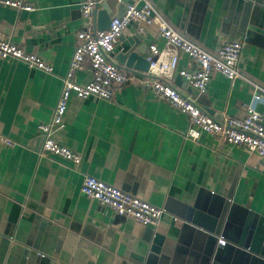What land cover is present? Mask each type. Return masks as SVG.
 Returning a JSON list of instances; mask_svg holds the SVG:
<instances>
[{
    "label": "crops",
    "instance_id": "1",
    "mask_svg": "<svg viewBox=\"0 0 264 264\" xmlns=\"http://www.w3.org/2000/svg\"><path fill=\"white\" fill-rule=\"evenodd\" d=\"M31 12L0 6V37L40 57L52 73L0 59V264H264L251 251L249 236L264 226V162L241 147L207 135L186 137L188 119L155 99L152 78L125 69L118 59L139 42L149 51L166 50L154 27L137 33L131 23L115 46L113 61L130 81L110 101L71 98L56 141L77 153L73 167L55 157L39 159L38 126L50 121L62 79L81 28L80 0H25ZM169 26L205 51L242 41L241 77L229 81L214 73L199 94L170 83L218 121L244 116L254 88L264 90V0H253L246 27L227 23L222 0H150ZM137 0H99L98 13L113 18ZM193 63L179 54L178 70ZM90 73L77 72L80 85ZM264 121V101L253 104ZM94 177L164 210L155 231L87 199L80 187ZM186 208L194 209L190 220ZM155 235V236H153ZM226 246L217 243L219 238ZM43 256V257H42Z\"/></svg>",
    "mask_w": 264,
    "mask_h": 264
},
{
    "label": "built area",
    "instance_id": "2",
    "mask_svg": "<svg viewBox=\"0 0 264 264\" xmlns=\"http://www.w3.org/2000/svg\"><path fill=\"white\" fill-rule=\"evenodd\" d=\"M138 3L139 6L136 4L127 6L121 15L111 19L108 29L100 31L93 24L99 0H80L82 25L75 34L74 52L67 73L62 79L60 95L50 121L38 126L41 141L35 151L37 157L39 159L55 157L70 163L73 167L80 164V156L59 144L54 134L63 127L67 104L71 98L110 101L114 92L130 81L128 71L121 69L113 61L112 54L124 30L131 23H135L139 35L144 34V27H154L164 41L166 50L160 51L155 45L149 46L150 56L147 59L149 68L146 74L153 79L150 87L155 99L166 102L187 117L189 124L186 131L187 139L197 141L201 136L207 135L227 145L241 147L257 155L264 162V121L263 116L253 106L256 102L264 101L263 89L257 86L254 88L250 103L244 106L243 117L218 121L193 100L183 96L180 90L170 83L176 73L187 85L202 95L206 92L214 73L229 81L241 77L238 62L242 41L223 43L215 53H210L193 43L185 34L172 29L150 0H137ZM0 6L16 11L34 10L25 0H0ZM180 53L192 61L194 66L192 70H178ZM0 59H11L23 63L30 70L52 73V67L40 57L26 53L11 40L2 37ZM83 71L90 73V80L80 85L74 81V76L77 72ZM0 142L10 148L17 145L15 141L3 136H0ZM80 192L90 201L110 209L115 215L131 218L152 231L157 229L161 217L165 214L163 209L91 176L84 177ZM217 243L221 247L226 246V241L221 237Z\"/></svg>",
    "mask_w": 264,
    "mask_h": 264
},
{
    "label": "water",
    "instance_id": "3",
    "mask_svg": "<svg viewBox=\"0 0 264 264\" xmlns=\"http://www.w3.org/2000/svg\"><path fill=\"white\" fill-rule=\"evenodd\" d=\"M223 4L229 5V10L227 14V23L238 26L239 31H243L246 27L248 20L249 12L253 6V0H222ZM111 18L105 17V12L101 11L98 13V23L97 29L100 31L106 30L109 27ZM134 45L122 54L118 59L119 65L123 66L125 69L138 71L141 73H147L149 68L148 57L150 56L149 51H145L144 47L138 48L139 42L134 40ZM181 84L182 86H187L190 89H193L184 81L183 78L177 77L176 84ZM196 91L195 89H193ZM197 92V91H196ZM194 209L186 208V213L184 218L189 221ZM250 241L252 240L253 245H251V251L256 254L264 256V226L259 225L255 231L249 236ZM182 249L177 248L174 252V257L171 261H168V264H174L176 261L175 256H178ZM217 257H213L212 254L206 260V264H219L217 263Z\"/></svg>",
    "mask_w": 264,
    "mask_h": 264
}]
</instances>
